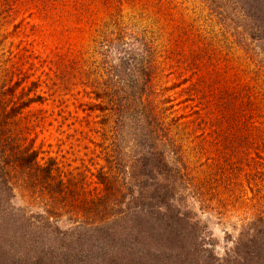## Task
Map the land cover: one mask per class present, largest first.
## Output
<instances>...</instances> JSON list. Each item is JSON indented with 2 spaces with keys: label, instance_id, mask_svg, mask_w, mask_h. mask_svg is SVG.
<instances>
[{
  "label": "rangeland",
  "instance_id": "rangeland-1",
  "mask_svg": "<svg viewBox=\"0 0 264 264\" xmlns=\"http://www.w3.org/2000/svg\"><path fill=\"white\" fill-rule=\"evenodd\" d=\"M242 19L231 0H0V92L12 88L1 99L7 109L27 105L8 120V133L19 137L21 149L37 152L39 166L53 162V183L63 180L81 199L99 196L114 119L98 107L96 93L123 62L114 49L102 54L98 43L107 24L146 39L151 100L168 121L179 120L175 136L195 179L175 205L221 261L264 225V45L250 38ZM232 28L258 56L240 46ZM132 44L125 48L141 52ZM126 125L119 130L121 155L133 173L136 123ZM15 196L14 207L25 209L20 221L49 206L47 196L22 190ZM22 246L29 259L40 253Z\"/></svg>",
  "mask_w": 264,
  "mask_h": 264
},
{
  "label": "trees",
  "instance_id": "trees-1",
  "mask_svg": "<svg viewBox=\"0 0 264 264\" xmlns=\"http://www.w3.org/2000/svg\"><path fill=\"white\" fill-rule=\"evenodd\" d=\"M231 1L245 18L241 27L264 45V0ZM109 26L104 25L106 32L98 44L102 54L114 49L122 55L123 69L110 68V78L96 93L102 100L98 107L114 119L109 138L110 166L97 176L102 189L96 198L81 199L63 180L53 183L57 180L51 175L53 162L39 166L36 151L20 148L19 137L8 133L7 124L19 107L27 105L7 109L1 96L12 93V88L0 92V264H264V225L221 261L198 242L196 224L175 205L176 198L182 199L195 179L187 171L182 146L175 136L182 130L179 120L168 121L164 110L151 100L154 76L150 44L122 28L112 30ZM232 32L244 50L255 53L238 29L232 28ZM128 40L141 52L132 46L125 48ZM261 69L264 71V64ZM131 121L136 123L138 149L133 152H140L133 173L126 172L122 131L119 133ZM167 156H171V163ZM126 175L135 184L126 182ZM16 190L48 197L49 206L34 215L36 221L31 214L26 220L18 219L25 209L11 202ZM125 190L128 193L124 194ZM124 199L129 201L127 207L122 204ZM22 244L33 245L31 249L40 253L29 259L26 254L30 251Z\"/></svg>",
  "mask_w": 264,
  "mask_h": 264
}]
</instances>
